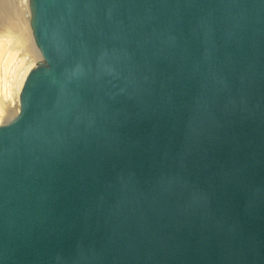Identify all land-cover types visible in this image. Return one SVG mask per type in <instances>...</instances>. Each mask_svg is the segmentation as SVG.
<instances>
[{
  "label": "water",
  "instance_id": "water-1",
  "mask_svg": "<svg viewBox=\"0 0 264 264\" xmlns=\"http://www.w3.org/2000/svg\"><path fill=\"white\" fill-rule=\"evenodd\" d=\"M30 4L0 264H264V0Z\"/></svg>",
  "mask_w": 264,
  "mask_h": 264
},
{
  "label": "bare ground",
  "instance_id": "bare-ground-1",
  "mask_svg": "<svg viewBox=\"0 0 264 264\" xmlns=\"http://www.w3.org/2000/svg\"><path fill=\"white\" fill-rule=\"evenodd\" d=\"M43 59L30 0H0V124L20 112L28 75Z\"/></svg>",
  "mask_w": 264,
  "mask_h": 264
}]
</instances>
